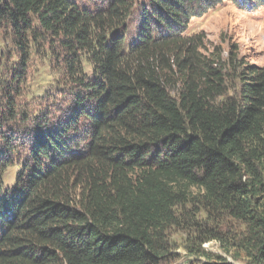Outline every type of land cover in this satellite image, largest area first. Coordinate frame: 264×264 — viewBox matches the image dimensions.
<instances>
[{
  "label": "trees",
  "instance_id": "obj_1",
  "mask_svg": "<svg viewBox=\"0 0 264 264\" xmlns=\"http://www.w3.org/2000/svg\"><path fill=\"white\" fill-rule=\"evenodd\" d=\"M208 1L92 10L0 0V30L10 29L22 69L4 85L0 114L14 115L9 94L40 41L66 52L67 77L84 90L58 130L34 135L31 165L0 187V264H174L173 228L189 234L200 264H231L202 248L213 240L264 264V66L244 63L239 86H228L224 65L199 55L202 37L181 36ZM84 119L86 138H70Z\"/></svg>",
  "mask_w": 264,
  "mask_h": 264
},
{
  "label": "rangeland",
  "instance_id": "obj_2",
  "mask_svg": "<svg viewBox=\"0 0 264 264\" xmlns=\"http://www.w3.org/2000/svg\"><path fill=\"white\" fill-rule=\"evenodd\" d=\"M70 1L94 10L104 7L111 0ZM256 1L216 0L214 5H211L212 0L208 1L204 5V13L192 16L180 31L184 37H202L199 55L208 65L212 63L214 69H220L223 64L224 76L231 87L241 83L238 73L247 71L242 66L244 63L264 66V0H258L259 4L253 5ZM36 27L40 28L38 25ZM56 49L60 55L53 54L43 41L30 45L26 70L21 72L18 83H13V90L9 94L14 115L0 114V157L6 161L0 169L6 164L12 165L5 171L4 178H0V187L15 181L22 162L27 163L26 167L31 165L28 150L34 135L45 130H58L77 110V92L83 93L84 90L75 83V79L69 81L65 69L66 52L60 46V50ZM231 58L233 62H230ZM81 60L84 72L91 77L92 67L87 61L83 62V58ZM218 61L219 64L215 63ZM21 70L15 43L7 27L0 30V112H7L4 85H10L12 72L17 71L16 75H19ZM89 130L90 124L84 119L68 136L75 140L86 138ZM237 226L242 232L243 226ZM188 237L187 232L177 228L170 232L172 248L177 254L174 264L207 262L205 258L192 255L185 249ZM202 248L225 257L231 264H248L244 256L235 259L232 253H227L218 240L206 242Z\"/></svg>",
  "mask_w": 264,
  "mask_h": 264
}]
</instances>
